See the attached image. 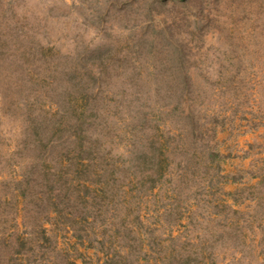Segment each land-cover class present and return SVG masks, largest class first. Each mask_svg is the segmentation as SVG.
<instances>
[{
	"label": "rangeland",
	"instance_id": "1",
	"mask_svg": "<svg viewBox=\"0 0 264 264\" xmlns=\"http://www.w3.org/2000/svg\"><path fill=\"white\" fill-rule=\"evenodd\" d=\"M135 4L0 0V264H264V0Z\"/></svg>",
	"mask_w": 264,
	"mask_h": 264
},
{
	"label": "trees",
	"instance_id": "2",
	"mask_svg": "<svg viewBox=\"0 0 264 264\" xmlns=\"http://www.w3.org/2000/svg\"><path fill=\"white\" fill-rule=\"evenodd\" d=\"M94 1H95V3H97L96 8H98L102 12L107 9V7H108V5L110 3V0H101V1L94 0ZM135 1H136L135 5L141 6V3H144L146 6H148V8H151V6L153 4V0H135ZM101 17L102 16H100V14H99L97 19L101 18ZM15 23L17 24V22H15ZM32 28L33 27L29 28L28 32L26 31V33H25L26 36L25 37H28V38H31V37L33 38L34 37V32H32V30H33ZM100 53L101 52H99L98 54L95 55V59L97 60V62H101L102 59H104V55H102V59L100 58V56H99ZM155 153H156V151H155Z\"/></svg>",
	"mask_w": 264,
	"mask_h": 264
}]
</instances>
